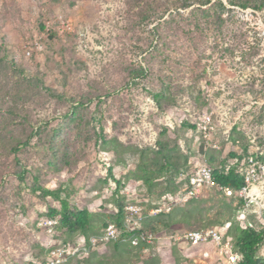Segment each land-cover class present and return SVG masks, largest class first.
Returning <instances> with one entry per match:
<instances>
[{"label":"rangeland","instance_id":"rangeland-1","mask_svg":"<svg viewBox=\"0 0 264 264\" xmlns=\"http://www.w3.org/2000/svg\"><path fill=\"white\" fill-rule=\"evenodd\" d=\"M230 153L264 166V0H0V264L73 237L37 226L53 195L87 209L97 235L118 204L147 210ZM257 187L246 204L206 186L143 214L152 242L97 243L63 264H225L211 243L169 237L216 228L234 243L241 212L262 229L264 174Z\"/></svg>","mask_w":264,"mask_h":264},{"label":"built area","instance_id":"built-area-1","mask_svg":"<svg viewBox=\"0 0 264 264\" xmlns=\"http://www.w3.org/2000/svg\"><path fill=\"white\" fill-rule=\"evenodd\" d=\"M236 163V159H230L226 167ZM237 165L243 175L244 185L235 191L234 194L246 204L253 203L263 194V191L260 187H257V184L260 183L264 174V166L251 155L246 156ZM209 185H214L210 168L207 165L196 166L187 173L186 179L180 189L174 193L162 195L160 200L149 209L146 210L141 204L135 202L125 203L122 210V221L124 228L131 234L128 239L129 242L132 245H138L155 240L156 235L154 232L151 229L142 227V219L145 212L149 216L169 214L175 207L182 206L192 199L198 198L201 191ZM114 212H117L116 208ZM237 219L240 221L241 229L251 226L249 222H246L247 225L244 224V213L241 212ZM56 225L57 220L55 218L45 216L37 223V226L49 235L55 233ZM120 236L121 230L109 223L97 235L86 237L79 234L73 241L67 242L65 245L51 244L44 259L42 261H32V264H63L68 258L79 251L87 253L97 243L116 241ZM169 238L178 244L196 245L211 243L217 255L224 260L225 264H237L241 259L240 253L234 249L231 241L226 239L216 228L184 230L171 234ZM258 253L261 258H264V242L259 246Z\"/></svg>","mask_w":264,"mask_h":264},{"label":"trees","instance_id":"trees-1","mask_svg":"<svg viewBox=\"0 0 264 264\" xmlns=\"http://www.w3.org/2000/svg\"><path fill=\"white\" fill-rule=\"evenodd\" d=\"M51 35H52L51 33L48 34V36H51ZM181 126L184 128H188V129H195V125H192L187 122L181 123ZM230 156H231V159H236V161L238 162V157L235 155V153H230ZM237 164L238 163L226 167L228 165L227 163L220 167H216L213 169L210 168L214 186L219 188V190L221 191H230L232 193L240 189L244 185V180H243V175L241 171L239 170ZM187 173L185 174L183 182L178 187V189L182 187L186 179ZM114 182L115 184H119V182L115 179H114ZM174 192L176 191L169 192V193H174ZM53 197L57 201L58 207L48 208L45 217L55 218L57 220V225L55 227L56 229L59 228L62 231H67L69 234H72V235L74 234L71 239L63 242L61 245H65L67 242L73 241L75 237L78 236L79 234L85 235L86 237L90 236L86 234V230L90 224L89 223L90 221L89 211L85 208L79 209V208L71 207L69 203L67 202V200L59 197L57 194L53 195ZM238 200L242 201L241 199H238ZM124 204L117 205L118 206L117 212H114L113 222L104 223L100 229L101 231L102 228H104L109 223L119 228L121 230V236L116 241H120L122 239L128 240L129 236L131 235L124 228L123 221H122V210H123ZM111 242H115V241H111ZM263 242H264V229L263 228L259 230L253 229L251 227H246L245 229H239L235 242L232 243L234 246V249L238 251L241 255V259L237 264H263L264 260L258 257V249H259V246ZM140 244H143V243H140ZM132 246H137V245H132ZM49 248L50 246L48 247L46 254ZM44 257L45 256L41 257L40 259L36 261H42ZM26 264H32V261L31 262L29 261Z\"/></svg>","mask_w":264,"mask_h":264},{"label":"crops","instance_id":"crops-1","mask_svg":"<svg viewBox=\"0 0 264 264\" xmlns=\"http://www.w3.org/2000/svg\"><path fill=\"white\" fill-rule=\"evenodd\" d=\"M203 256H206V253H203Z\"/></svg>","mask_w":264,"mask_h":264}]
</instances>
